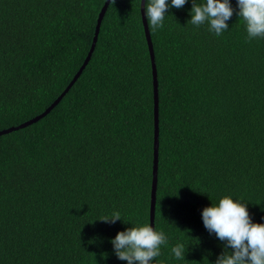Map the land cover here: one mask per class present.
<instances>
[{"label": "trees", "instance_id": "trees-1", "mask_svg": "<svg viewBox=\"0 0 264 264\" xmlns=\"http://www.w3.org/2000/svg\"><path fill=\"white\" fill-rule=\"evenodd\" d=\"M106 1L0 0V132L13 127L0 134V264H127L111 241L150 225L154 87L142 0H110L71 83ZM230 4L219 36L189 22L192 0L169 7L163 27L148 25L159 84L154 230L167 240L152 264H215L230 252L202 220L224 196L264 224V37L249 40ZM114 212L120 220H101Z\"/></svg>", "mask_w": 264, "mask_h": 264}, {"label": "clouds", "instance_id": "clouds-1", "mask_svg": "<svg viewBox=\"0 0 264 264\" xmlns=\"http://www.w3.org/2000/svg\"><path fill=\"white\" fill-rule=\"evenodd\" d=\"M187 0H147L145 15L149 27L155 31L163 27V20L169 7L180 9ZM238 16L246 22L248 39L264 37V0H237ZM230 0H206L196 4L192 0L190 23L196 26L208 22L209 30L219 36L228 30L227 21L233 16ZM120 213L101 219L107 223L120 220ZM202 220L208 232L226 242L231 251L222 253L215 264H264V224L254 223L247 205L224 196L218 204L202 210ZM118 259L127 264H152L160 255V246L167 243L163 231L157 232L148 224L130 227L118 232L111 241ZM176 259H184L185 248L177 244L172 248Z\"/></svg>", "mask_w": 264, "mask_h": 264}, {"label": "water", "instance_id": "water-1", "mask_svg": "<svg viewBox=\"0 0 264 264\" xmlns=\"http://www.w3.org/2000/svg\"><path fill=\"white\" fill-rule=\"evenodd\" d=\"M109 2H110V0H107L105 2L104 7L102 8V10L99 13L98 23H97L95 35H94V38H93L92 47H91V49H90V51H89V53H88L83 65L77 71V73L75 74V76H74V78H73L71 83H73L79 77V75L81 74L82 69L85 67L86 63L88 62L89 58L91 57V54H92L93 49H94L95 44H96L98 32H99V29H100V23H101L102 17L104 16V13L106 11V8H107ZM144 4H145V0H142V4H141L142 17H143V22H144V27H145L146 38H147V41H148L149 51H150V55H151V59H152V73H153V87H154V149H153V155H154V160L153 161H154V164H153V179H152L151 203H150V226H152L154 228L155 192H156V184H157L158 158H159L158 157V155H159V84H158V72H157L156 63H155L154 49H153L152 40H151V36H150L148 24H147V19H146V16H145V5ZM69 87H70V84L62 92V94L56 100V102H58L60 100V98L69 89ZM53 105H51L44 112V114L49 112ZM37 118H34L32 120L36 121ZM10 130H13V127L0 132V134H3L5 132H9Z\"/></svg>", "mask_w": 264, "mask_h": 264}]
</instances>
